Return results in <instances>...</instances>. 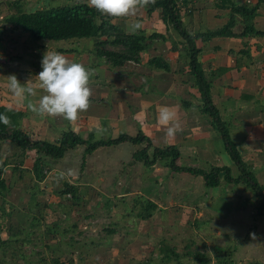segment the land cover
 Returning <instances> with one entry per match:
<instances>
[{
  "label": "crops",
  "instance_id": "1",
  "mask_svg": "<svg viewBox=\"0 0 264 264\" xmlns=\"http://www.w3.org/2000/svg\"><path fill=\"white\" fill-rule=\"evenodd\" d=\"M24 1L25 4L30 2ZM261 1L264 0H200L198 5H191V12L181 14V21L190 35H201L195 44L199 50L198 58L202 69L212 82L213 104L228 125L231 140L243 161L252 169L258 183L264 188V36L243 37L248 26L264 32V2ZM73 3L63 6L77 5ZM23 6L0 5V10L5 9L9 17L35 12ZM233 6L247 9L257 7L256 16L249 19L244 15L235 14L236 25L232 30L234 37L205 39L202 35L221 30L230 22ZM109 19L126 34H145L150 45L140 54L139 62L131 61L120 67L113 66L106 57L100 55L104 50L119 51V48L109 43L113 39L107 37L35 41L21 28L7 20L3 21L0 32V108L21 113L19 129L31 142L45 141L57 144L64 133L69 131L85 140L93 141H109L121 135L136 137L143 133L151 140L153 149L177 147L181 154L178 161L180 167L208 172L216 167H227L231 169L234 178L239 177L240 172L239 175L233 174L237 167L228 154L221 135L213 126L211 117L202 112L204 105L196 78L191 72L188 44L172 25L165 24L162 10L157 9L149 13L148 6L134 17ZM135 23H140L141 27L135 28ZM101 42L106 44L100 45ZM48 47L94 70L91 105L75 122L35 116L21 106L7 88L5 77L13 74L22 84L31 78L35 82V75L42 71L41 61ZM156 59L163 60L169 70L153 64ZM164 106L172 107L176 111L182 127V131L168 141L164 139L165 129L156 122L158 110ZM143 147L145 145L133 146L123 143L101 148L84 159L86 147L81 146L67 153L61 160H48L45 180L37 182L32 172L37 158L36 152L22 153L11 142H3V160L10 161L4 176L8 187V180L19 185L18 181L22 180L25 174L30 181L32 179L35 188L46 185L49 181H52L51 185H56L57 170L76 169L78 174L75 177L58 184L63 189L66 184L75 187L79 199L75 202L71 196H65L69 197L73 204H82L90 198L98 205V197L102 198L106 211L101 210L100 215H94L92 218L111 217L113 225L110 227L112 229L99 232L96 231L98 220H91L94 227L87 229V220L84 221L86 212L76 211L74 207L64 209L60 204L61 200L54 199H50L51 205L48 207V203H44L47 197L44 196L40 200L41 207L45 206V209L35 210L33 205H28L31 209L21 210L20 203H33V194L21 196L19 200L12 195L8 199L7 196L0 197V206L10 208L15 204L16 207L6 211L2 207L0 222L9 228V236L16 234L13 228L21 230L26 227L31 231L41 225L40 237L46 246H49L46 243L49 233L58 230L57 234L66 235L68 227L75 228L77 225L79 235L83 232L81 236L84 238L83 244L76 247L80 249V253L86 244L85 241L97 244L89 248L91 252L85 253L86 257L83 254L88 264L98 261L96 252L99 250L107 254V263L123 260V257L130 260L129 256H133L138 258L135 260L139 264V258H151L152 244H158L160 252L166 251L164 254L169 257L164 258L163 262L199 264L195 255L193 258L189 254L185 255L186 257L181 256L184 255L183 250H188L186 243L180 246L173 243L178 239H172L170 245L164 241L166 245L163 247L157 239L161 232L156 227L159 220H155L163 217V213L175 221L178 218L193 216L194 238H190L195 240V247H200L201 254H206L212 259L211 264H221V253L231 242L239 245L241 250L238 253V250L234 249L231 260L236 257L239 259L238 264H264V216L255 218V202L251 203L249 198L234 192L235 185L227 184L224 179L218 188L208 189L201 177L175 173L167 167L166 161H159L153 167L135 162L134 153ZM22 154L29 156V159L16 161L15 156ZM16 201L19 203H15ZM128 201L150 202L156 208L152 211L116 209V202ZM93 213L92 211L90 215ZM134 214L137 220L133 218ZM78 219L83 221H77ZM91 222L89 221V224ZM152 223H156L154 228H151ZM194 225H197V228ZM148 234L152 235L150 237H153L155 242L151 241ZM11 238L15 240L9 243V246L16 248L19 242L17 235L16 238ZM2 240L7 244L5 238ZM85 248H88L87 245ZM58 249H54V253L48 249L44 252L48 256L53 253L51 258H61L62 263L67 258V252H59ZM147 252L150 253L146 255ZM183 257L188 262L181 261Z\"/></svg>",
  "mask_w": 264,
  "mask_h": 264
},
{
  "label": "trees",
  "instance_id": "2",
  "mask_svg": "<svg viewBox=\"0 0 264 264\" xmlns=\"http://www.w3.org/2000/svg\"><path fill=\"white\" fill-rule=\"evenodd\" d=\"M264 2V1H261ZM233 5V4H231ZM161 9L162 19L165 24H170L172 27L186 40L190 53L191 72L196 78L201 98L203 101L202 112L208 114L213 126L219 132L225 143L226 150L234 162V165L240 172V176L234 178L232 171L227 167H216L211 171L195 168H185L178 165L181 157L177 147L171 146L166 149L154 148L151 140L143 133H139L136 137L121 135L117 139L109 141H93L85 140L80 135L69 131L64 133L61 141L57 144H50L45 141L31 142L29 138L19 129V118L21 113L0 108V114H6L10 120V125L0 123V196L3 197L8 191V186L5 179V170L10 161L3 160L2 142L9 141L14 144L22 153L26 151H34L37 158L32 168L37 182L45 180L46 162L58 161L63 159L67 153L76 150L81 146H85L86 156L93 154L101 148L117 146L123 143H130L133 146H144L141 150L134 153V161L142 162L147 167H153L159 161H166L167 167L175 173H188L196 177H201L208 189H214L221 186L224 181L227 184L235 186L244 185L254 193L255 196V218L264 216V188L258 183L252 169L243 161L242 156L236 145L231 140L228 125L222 120L220 112L213 104L211 96L212 82L202 69L199 62V50L196 47L195 41L201 35H190L184 28L181 21V13L176 8L175 0H157L154 4L149 5V13ZM257 7L247 9L246 7H232V17L230 22L221 30L213 33L202 35L205 39L212 37H234L233 28L236 25L234 15L241 14L252 19L256 16ZM100 20V21H99ZM8 22L21 28L28 33L35 41H69L75 39L89 38H104L113 39L109 42L113 47L119 48V51H101L100 55L106 57L113 66H123L128 62H139L140 54L149 47V40L144 33L129 35L123 29L111 23L109 18L100 16L94 9H90L87 4L77 6H62L45 10H36L30 13H19L10 16ZM264 36V32L257 31L254 27L248 26L243 33V37L248 36ZM106 44L100 43V45ZM157 67L169 70V67L161 59H156L152 62ZM152 151V153H150ZM77 189L69 184L65 185L63 190L64 195H70L76 202L78 200ZM156 208L152 203H147V211H152ZM149 214V212H147ZM149 218V216H144ZM195 259L199 264H211L212 259L206 255L197 253Z\"/></svg>",
  "mask_w": 264,
  "mask_h": 264
},
{
  "label": "rangeland",
  "instance_id": "3",
  "mask_svg": "<svg viewBox=\"0 0 264 264\" xmlns=\"http://www.w3.org/2000/svg\"><path fill=\"white\" fill-rule=\"evenodd\" d=\"M17 1V2H16ZM0 0V5H24L23 7L30 10V11H36L37 9H43L45 10V8H56L58 6H63V5H69V4H73L74 5H81V4H85L84 2H86V0H28L30 1L29 4H25L26 2L24 0ZM29 5V6H27ZM76 5V6H77ZM198 5V4H197ZM5 7V6H4ZM9 18V16H7V12L5 9L0 10V32H1V28H3V26H1V23H3V21L7 20ZM3 143V142H2ZM29 156H25V154L22 155H17L15 156V160L20 162V161H24L25 159H27ZM29 159V158H28ZM26 171V170H23ZM234 176L235 175H239V171L238 169L235 170V172L233 173ZM15 176V175H14ZM12 180H8L10 187H8V191L5 193V197L7 196V199L10 198V196L12 195V197H17V200L20 199L21 196L26 197V196H31L32 194L34 195V199H33V203L32 202H22L19 204V208L22 210H26V209H31V207H28V205H33V209L35 210H42L45 209L42 206V199L44 197H47L45 202V205H47L48 203V207L51 205L49 203L50 199H54V200H61V205L64 206V209L69 210V208L74 209L76 211H84L86 212V218L84 219L87 220L86 221V227L87 229H91L92 227H94L93 223L91 222V220H98V224L97 227L98 229H96V231L99 232H104L105 230H110L112 228H110L113 224L111 222V217H105V218H92L94 217V215H100L101 210L106 211V207L104 206V201L103 199L101 200L98 197V203L100 201V203L97 205L96 202H93V200H90V198L85 202H82V204L80 203H72V200L65 196L63 194V187H61V185H59L57 182L55 183L56 185H51L52 181H49L46 185H42L39 187H34L32 184V179L31 181L27 178V175H24V178H22V180L18 181V184L12 183ZM54 181V180H53ZM226 185V184H225ZM224 187V183L223 186ZM235 190H233L236 193L242 194L243 196L249 198L251 201V203L255 202V196L254 193L249 191L246 186L244 185H239V186H235ZM166 188V187H165ZM231 188V187H229ZM226 190H228L226 188ZM93 192V191H92ZM95 193L93 192V195ZM3 196V197H4ZM1 197V196H0ZM2 198V197H1ZM0 198V202L2 201ZM48 199V200H47ZM15 203H19V201H16ZM116 209H135L136 211H140V210H146L147 209V203H143V202H132V201H128V202H116ZM135 205V206H134ZM9 206V203H8ZM3 206H0V210H2ZM15 209V204H13V206H11L10 208L3 207V209L6 211L7 209L11 210V209ZM109 208V207H108ZM112 208V207H110ZM140 209V210H139ZM94 212L92 215L91 212ZM168 212V211H166ZM171 213H175V211H169ZM180 212V211H179ZM256 212V211H254ZM91 216V217H89ZM135 217H133L135 220H137L138 218L136 217V215L134 214ZM89 217V218H88ZM169 216H166L163 213V217L156 219L155 221H158V229L161 232V234L159 233L158 236V241H160L164 245H166L164 243V241H167L169 243V245L171 244L172 239H178L177 242H173L174 244L177 245H182L183 243L187 244V251L183 250V254H181V256H185L187 254L190 255V257H194V255L196 253H200L201 249L200 247H195V240H193L194 236V229H193V222H194V218L193 216H189L188 218H178L177 221L175 220H171L168 218ZM77 218V217H75ZM160 219L162 221H160ZM75 222V220H73ZM77 221H83V219H78ZM89 221L91 222V224H89ZM140 221V220H139ZM156 223H152L151 224V228H154ZM40 228H34L31 231L27 230L26 227L22 228L21 230H18L16 228H13L12 230L16 233V234H12V236H9L8 232H9V228L7 227V225H3L2 222H0V239L2 240L3 238H5V242H2L4 240H0V264H88L85 262V257L86 254L89 253L90 254V250L89 248L92 247L93 244H95V242H93V244L89 241H85L88 248L82 247L81 251L82 253H80V249L78 250L76 247L81 246V244H83L84 238H82V234L79 235L78 233V226L76 225L75 228H71L66 226L67 228V233L66 235H61V234H57L58 230H55V233H49L48 234V238L47 239V244L49 246L43 245V242L41 240V231H42V226L39 225ZM148 226V225H146ZM197 225H194L195 228ZM65 228V229H66ZM71 229V230H70ZM8 231V232H7ZM61 231V230H60ZM95 231V232H96ZM11 232V231H10ZM12 233V232H11ZM70 233H72L73 235L71 236ZM78 233V234H77ZM17 235V239L19 240L17 247L15 248V250H13L14 248L12 246H9V243H11L12 241H14L15 239L11 238L14 237L16 238ZM149 238H151L149 235ZM193 238H190V237ZM70 237V239L68 238ZM81 237V239L79 238ZM88 237V236H87ZM165 238V239H164ZM67 239V240H64ZM151 241H154V238H151ZM191 243V244H190ZM184 244V245H186ZM97 244L94 245V247ZM156 245V246H155ZM151 246L150 250H151V258L152 259L151 262H149L148 260H146V258L141 257L139 264H171L169 261L168 262H163L162 260H164V258L166 259L169 256H166L164 254V252H166L165 250L161 251V248H158V244H155ZM201 245V243L199 244ZM154 247H156L154 249ZM195 247V248H194ZM58 249L59 252H61V250H64V253H66L67 258H65L62 262H61V258L58 259L55 256L53 258H51V255L55 252L54 249ZM76 248V249H73ZM85 248V250H83ZM51 250L53 253L48 256L44 251L45 250ZM73 249V250H72ZM237 249L238 253L241 251L240 250V246L236 245L235 243L233 244L232 242L228 245V247L226 249L223 250V253H221V258L220 263L221 264H238L239 263V259H237L236 257L232 258V254H233V250ZM86 253V254H85ZM94 253V251L92 252ZM150 253L147 252L146 255ZM162 253L164 255H162ZM83 254L85 257H83ZM97 258L98 261L96 263L93 264H110L105 262L106 261V255L104 253V251H97ZM81 257V258H80ZM158 257L159 259L156 260ZM186 257V256H185ZM185 257H183L181 261H186L188 262V260H185ZM175 258V257H174ZM63 259V258H62ZM130 260H127V258L123 257L122 259L116 260V262L111 263V264H137V260L138 258H135L133 256H129ZM156 262H155V261ZM58 261V262H57Z\"/></svg>",
  "mask_w": 264,
  "mask_h": 264
},
{
  "label": "clouds",
  "instance_id": "4",
  "mask_svg": "<svg viewBox=\"0 0 264 264\" xmlns=\"http://www.w3.org/2000/svg\"><path fill=\"white\" fill-rule=\"evenodd\" d=\"M86 3L100 16L116 20L136 16L140 10L154 4L155 0H86ZM134 27L139 29L141 24L135 23ZM41 67L42 71L35 75V82L31 78L22 84L15 74L5 77L12 97L35 116L62 118L69 123L77 121L79 115L91 105L94 70L49 47L43 53ZM156 122L165 129V141L175 138L182 131L172 107L160 108ZM0 123L10 125L11 120L6 114H0ZM77 174L78 171L73 168L57 170L55 179L57 183L70 181Z\"/></svg>",
  "mask_w": 264,
  "mask_h": 264
},
{
  "label": "built area",
  "instance_id": "5",
  "mask_svg": "<svg viewBox=\"0 0 264 264\" xmlns=\"http://www.w3.org/2000/svg\"><path fill=\"white\" fill-rule=\"evenodd\" d=\"M199 1L200 0H175V4L181 14H186L192 11L193 8L191 5H197Z\"/></svg>",
  "mask_w": 264,
  "mask_h": 264
}]
</instances>
